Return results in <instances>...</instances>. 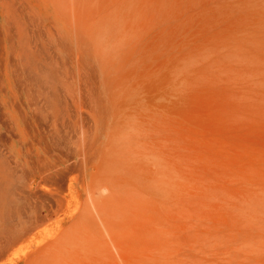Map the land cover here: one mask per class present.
<instances>
[{
  "label": "rangeland",
  "instance_id": "374dc122",
  "mask_svg": "<svg viewBox=\"0 0 264 264\" xmlns=\"http://www.w3.org/2000/svg\"><path fill=\"white\" fill-rule=\"evenodd\" d=\"M16 10L40 64L65 72L60 33L103 77L73 61V156L32 182L0 264H264V0H0V21Z\"/></svg>",
  "mask_w": 264,
  "mask_h": 264
},
{
  "label": "bare ground",
  "instance_id": "6f19581e",
  "mask_svg": "<svg viewBox=\"0 0 264 264\" xmlns=\"http://www.w3.org/2000/svg\"><path fill=\"white\" fill-rule=\"evenodd\" d=\"M16 16L18 18L9 14L2 17L3 22L0 21V255H6L5 251L14 241L18 243L22 236L25 237L28 223L23 214H27V204L31 199L39 196L38 192L30 189L32 182L39 179L58 182L63 174L60 167L67 163L64 160L61 164L60 158L71 159L73 156L66 137L62 136V131L74 130L76 123L70 104H76L75 96L78 95L69 91V81L76 74L75 70L72 72L73 61L77 63V74L87 85L93 87L96 74H99L97 82L100 84L103 77L92 63L85 44L78 40L76 53L72 51L69 37L60 33L49 39L48 46H52L57 56H60V51L64 54L65 72L59 74L60 68L55 71L42 61L40 64L35 54H29L23 17L17 10ZM43 45L41 50L46 52ZM49 56L54 57L50 52ZM55 66L58 67V62ZM60 77L65 90L61 84L59 86ZM43 158H47L49 164L39 167L35 161ZM71 164L74 162L68 165ZM76 168L81 169L78 163ZM43 195L40 196L45 197ZM46 199L49 200L47 196Z\"/></svg>",
  "mask_w": 264,
  "mask_h": 264
}]
</instances>
